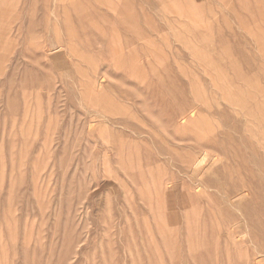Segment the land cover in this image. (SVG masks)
Wrapping results in <instances>:
<instances>
[{"label": "rangeland", "instance_id": "1", "mask_svg": "<svg viewBox=\"0 0 264 264\" xmlns=\"http://www.w3.org/2000/svg\"><path fill=\"white\" fill-rule=\"evenodd\" d=\"M2 1L0 264H264V0Z\"/></svg>", "mask_w": 264, "mask_h": 264}, {"label": "bare ground", "instance_id": "2", "mask_svg": "<svg viewBox=\"0 0 264 264\" xmlns=\"http://www.w3.org/2000/svg\"><path fill=\"white\" fill-rule=\"evenodd\" d=\"M0 1H1V0H0ZM10 1H11V3H13V2H12L13 0H10ZM10 1H8V3H10ZM2 2H3V3H6L7 0H6V1L3 0ZM11 3H10V4H11ZM0 4H1V3H0ZM4 6H7V5L4 4ZM1 8H2V9L5 8V7L3 8V4L1 5ZM1 8H0V9H1ZM8 8H9V7H8ZM10 8H11V10H12V7H10ZM10 8H9L8 10H10ZM6 9H7V8H6ZM13 9H14V8H13ZM2 11H3V10H2ZM4 12H5V11H4ZM6 12H7V11H6ZM14 12H15V11H14ZM1 14H2V13H1ZM1 14H0V15H1ZM3 14H4V13H3ZM11 14H13V13H11ZM8 15H9V13H8ZM5 16H6V13H5ZM5 16H4V17H5ZM9 16H10V15H9ZM11 16H12V15H11ZM11 16H10V17H11ZM10 17H7V18H10ZM1 18H2V15H1ZM8 20H9V19H8ZM0 21H1V20H0ZM2 21H3V19H2ZM5 21H6V18H5ZM3 22H4V21H3ZM0 23H1V22H0ZM6 23H7V21H6ZM1 24H2V23H1ZM3 25H4V24H3ZM3 27H4V26H3ZM3 27H2V28H3ZM3 30H5V29H3ZM3 30H2V31H3ZM0 33H1V31H0ZM2 33H3V32H2ZM1 35H2V34H1ZM1 35H0V38H1ZM2 36H3V35H2ZM102 39H103V38H102ZM103 40H104V39H103ZM2 41H4V39L1 40V42H2ZM1 42H0V43H1ZM106 42H107V41H106ZM3 43H4V42H3ZM103 44H104V43H103ZM3 45H4V44H3ZM3 45H0V46L3 47ZM106 46H108V45H106ZM106 46H105V48H106ZM112 46H113V45H112ZM100 48H102V47L100 46ZM107 48H108V47H107ZM109 49H110V47H109ZM115 49H116V48H115ZM103 50H104V49H103ZM111 50L114 51V49H112V47H111ZM116 50H119V49H116ZM110 52H111V51H110ZM117 52H118V51H115V54L118 55V53H120V51H119L118 53H117ZM113 53H114V52H113ZM122 53H123V52H122ZM122 53H121V54H122ZM110 54L112 55V53H110ZM117 55H114V57L117 56ZM118 56H120V55H118ZM122 56H123V55H122ZM131 56H133V55H131ZM114 57H113V58H114ZM134 58H135V57H134ZM138 58H139V57H138ZM140 58H141V57H140ZM118 59H120V57H118ZM124 59H125V57H124ZM128 59H129V58H128ZM131 59H132V57H131ZM136 59H137V58H135V60H136ZM155 59L158 60L156 57H155ZM113 60H114V59H113ZM135 60H134V64L136 63ZM119 61H120V60H119ZM119 61L117 62V60H116V63H119ZM123 61H124V60H123ZM123 61H122V63H123ZM113 62H115V61H113ZM129 62H131V61L129 60ZM131 63H132V62H131ZM147 63H149V62H147V60H146V64H147ZM136 64H139V59H138V61H137ZM130 65H131V64H130ZM149 65H150V63H149ZM151 65H152V64H151ZM128 66H129V64H128ZM137 66H138V65H137ZM147 66H148V64H147ZM135 67H136V66H135ZM135 67H134V68H135ZM141 67L143 68V66H141ZM148 67H149V66H148ZM138 69H139V68H138ZM143 69H144V68H143ZM135 70H136V71H135ZM135 70H132L133 73H134V72H135V73L138 72L137 67L135 68ZM141 70H142V69H141ZM135 73H134V74H135ZM93 83H94V82H93ZM95 83H96V82H95ZM105 84H106V83H105ZM94 85H95V84H93L92 87H94L93 89H95V90H97V89L100 87L99 85H97L98 87H97V89H96V86H94ZM90 86H91V85H90ZM92 87H91V88H92ZM91 88H90V89H91ZM93 89H92V92H93ZM99 89H100V88H99ZM88 90H89V89H88ZM100 91H101V90H100ZM87 92L90 93V90L87 91ZM104 92H105V91H104ZM97 93H98V91H97ZM102 93H103V92H102ZM90 94H91V93H90ZM90 94H89V97H90ZM93 95H94V94H93ZM105 95H106V94H105ZM95 97H96V96H95ZM96 98H97V97H96ZM103 99H105V98H103ZM93 100H94V98H93ZM93 100H92V101H93ZM101 101H102V100H101ZM102 108H104V107H102ZM190 116H191V115H190ZM101 117H103V116H101ZM184 117H185V116H184ZM96 119H97V118H96ZM181 119H182V118H181ZM181 119H180V120H181ZM188 120H192V118H190L189 116H186L185 118L182 119V123H183V124H187ZM193 123H194V122H193ZM90 126H91V125H90ZM94 129H95V128H94ZM121 153H122V152H121Z\"/></svg>", "mask_w": 264, "mask_h": 264}]
</instances>
